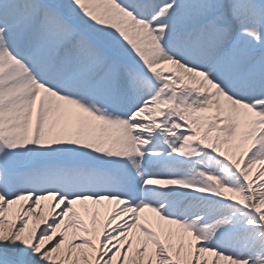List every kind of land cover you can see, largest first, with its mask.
<instances>
[{"label":"snow or ice","instance_id":"obj_1","mask_svg":"<svg viewBox=\"0 0 264 264\" xmlns=\"http://www.w3.org/2000/svg\"><path fill=\"white\" fill-rule=\"evenodd\" d=\"M0 264H264V0H0Z\"/></svg>","mask_w":264,"mask_h":264}]
</instances>
